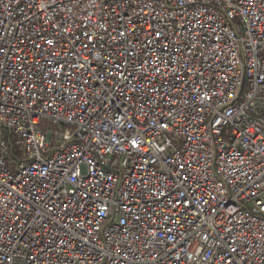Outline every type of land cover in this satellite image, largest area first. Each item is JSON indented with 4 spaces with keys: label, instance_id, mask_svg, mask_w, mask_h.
<instances>
[{
    "label": "built area",
    "instance_id": "1",
    "mask_svg": "<svg viewBox=\"0 0 264 264\" xmlns=\"http://www.w3.org/2000/svg\"><path fill=\"white\" fill-rule=\"evenodd\" d=\"M0 264H264V0H0Z\"/></svg>",
    "mask_w": 264,
    "mask_h": 264
},
{
    "label": "snow or ice",
    "instance_id": "2",
    "mask_svg": "<svg viewBox=\"0 0 264 264\" xmlns=\"http://www.w3.org/2000/svg\"><path fill=\"white\" fill-rule=\"evenodd\" d=\"M133 32H135V29H134V28H133ZM119 35H120V36H123L124 33L121 31V32H119ZM160 35H161V33H159V32H156V33L154 34V36H155L156 38H158ZM48 43H52V41H48ZM148 43H152V40H151V39L148 40ZM60 67L62 68V67H64V65H60ZM57 70H59V69H57ZM53 79H55V77H53ZM134 143H135V142H134Z\"/></svg>",
    "mask_w": 264,
    "mask_h": 264
},
{
    "label": "rangeland",
    "instance_id": "3",
    "mask_svg": "<svg viewBox=\"0 0 264 264\" xmlns=\"http://www.w3.org/2000/svg\"><path fill=\"white\" fill-rule=\"evenodd\" d=\"M10 171H11V169H10Z\"/></svg>",
    "mask_w": 264,
    "mask_h": 264
}]
</instances>
